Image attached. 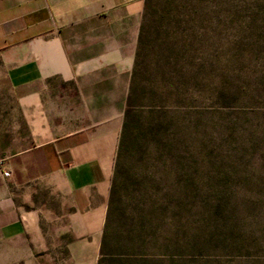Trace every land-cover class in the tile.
<instances>
[{"label":"rangeland","instance_id":"obj_1","mask_svg":"<svg viewBox=\"0 0 264 264\" xmlns=\"http://www.w3.org/2000/svg\"><path fill=\"white\" fill-rule=\"evenodd\" d=\"M177 1L147 19L101 264H264V0Z\"/></svg>","mask_w":264,"mask_h":264},{"label":"crops","instance_id":"obj_2","mask_svg":"<svg viewBox=\"0 0 264 264\" xmlns=\"http://www.w3.org/2000/svg\"><path fill=\"white\" fill-rule=\"evenodd\" d=\"M143 5L0 0V264H97Z\"/></svg>","mask_w":264,"mask_h":264},{"label":"trees","instance_id":"obj_3","mask_svg":"<svg viewBox=\"0 0 264 264\" xmlns=\"http://www.w3.org/2000/svg\"><path fill=\"white\" fill-rule=\"evenodd\" d=\"M157 1L158 0H156L155 2L154 0H144L141 15V23L139 26L138 38L134 53V60L130 71V82L126 96V103L123 110V120L118 133L117 143L113 156V170L108 196V205L100 240L97 264H101L107 257L111 256V254L109 253L108 245L110 243L111 238L110 223L111 216L114 212L113 202L114 195L117 190V179L121 173L122 160L124 159L129 149H131V147H134L135 141H138L137 136L132 135V126L134 122H136L138 119L137 115L135 114V110L138 108V104L135 102V98L137 97L136 82L140 74L139 69L141 57L143 55L145 47L147 46L148 41H150L147 36V31L149 27L147 24V19L152 16L155 17V20L158 21V23L168 24V22L172 21L174 17L176 11L175 5L178 2L177 0H163L161 6L159 7ZM154 3H156L157 6H155Z\"/></svg>","mask_w":264,"mask_h":264},{"label":"built area","instance_id":"obj_4","mask_svg":"<svg viewBox=\"0 0 264 264\" xmlns=\"http://www.w3.org/2000/svg\"><path fill=\"white\" fill-rule=\"evenodd\" d=\"M3 175H8L9 172L7 170L2 171Z\"/></svg>","mask_w":264,"mask_h":264}]
</instances>
